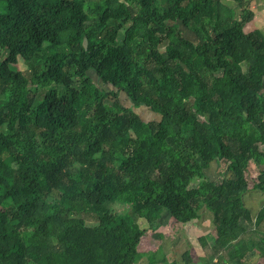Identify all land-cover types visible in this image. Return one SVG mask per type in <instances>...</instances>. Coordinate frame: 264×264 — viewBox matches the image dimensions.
I'll use <instances>...</instances> for the list:
<instances>
[{
	"label": "trees",
	"instance_id": "obj_1",
	"mask_svg": "<svg viewBox=\"0 0 264 264\" xmlns=\"http://www.w3.org/2000/svg\"><path fill=\"white\" fill-rule=\"evenodd\" d=\"M233 1L0 0V264H139L204 212V264H264V32Z\"/></svg>",
	"mask_w": 264,
	"mask_h": 264
},
{
	"label": "rangeland",
	"instance_id": "obj_2",
	"mask_svg": "<svg viewBox=\"0 0 264 264\" xmlns=\"http://www.w3.org/2000/svg\"><path fill=\"white\" fill-rule=\"evenodd\" d=\"M224 2L231 7H236V2L233 0H224ZM248 7L255 12V17L248 26V30L251 31L259 29L264 32V0L252 1ZM186 35L189 38L190 33L186 32ZM11 68L14 71L26 73V66L20 60H18L17 64L12 65ZM90 75L93 77L94 83H97V79L93 76V74L91 73ZM122 100L125 105H131V103L128 102L124 96L122 97ZM136 111L145 121H154L160 119L157 114L153 113L147 108H140ZM262 119H264V115L260 116V121ZM226 167L227 164L225 163L218 165L216 162H212L210 167L205 170V173L209 178V187L214 189L218 188L224 173L227 172ZM196 173L201 175V178L203 177L200 171H197ZM257 174L258 169L254 162H251L247 176L249 179H252ZM244 199L252 214L255 215L264 204V193L259 190L252 189L244 195ZM114 208L121 212L125 207L118 205L114 206ZM85 219L88 224H95V221L91 218L85 217ZM212 219L213 217L211 215L204 212L203 216L199 220H193L187 224H179L174 219L166 218L165 215L164 222L158 230L163 233V237H153L154 235L152 230L147 231L146 237H143L142 242L139 245V250L142 252L151 251L153 255L150 258L144 256L140 260L139 264H174L175 261H178L180 264H182L184 260L183 254L186 250L192 251L191 264H204L205 256L201 245L199 244L198 238L199 236L207 235L210 232ZM138 224L142 228H148V223L146 220L139 218ZM185 256L186 255H184V257ZM245 258L252 264H260L261 261L257 256V253H249L245 256Z\"/></svg>",
	"mask_w": 264,
	"mask_h": 264
}]
</instances>
